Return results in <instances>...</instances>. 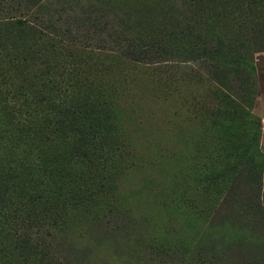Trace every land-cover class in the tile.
Wrapping results in <instances>:
<instances>
[{"label":"rangeland","instance_id":"374dc122","mask_svg":"<svg viewBox=\"0 0 264 264\" xmlns=\"http://www.w3.org/2000/svg\"><path fill=\"white\" fill-rule=\"evenodd\" d=\"M6 3L79 129L45 155L54 198L16 192L54 211L0 230V264H264V0Z\"/></svg>","mask_w":264,"mask_h":264},{"label":"trees","instance_id":"16d2710c","mask_svg":"<svg viewBox=\"0 0 264 264\" xmlns=\"http://www.w3.org/2000/svg\"><path fill=\"white\" fill-rule=\"evenodd\" d=\"M7 0H0V230L10 229L19 219L38 220L45 218L53 209L43 211L29 208L17 193L22 184L31 187L36 196L33 201H51L56 195L50 184L51 169L45 166L46 154L58 150L65 139H73L78 127L72 123L66 110L72 94L68 81H60L57 62L39 48V32L23 20L12 23L3 18ZM43 36V35H42ZM62 71L61 69H59ZM59 101L58 111L50 109L52 102ZM43 104V106L41 104ZM46 109L51 111L46 113ZM66 109V110H65ZM55 113L46 118L48 113ZM67 134H71L67 136ZM34 143L38 147L32 148ZM45 147V150H44ZM37 152H35V151ZM11 157L9 169L1 159ZM73 175L68 174L67 179ZM29 182L32 186L26 184ZM22 197V196H21ZM24 199V197H22ZM37 202V203H38ZM44 204H47V203ZM38 210V211H37ZM53 226V225H50Z\"/></svg>","mask_w":264,"mask_h":264}]
</instances>
